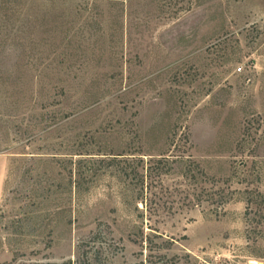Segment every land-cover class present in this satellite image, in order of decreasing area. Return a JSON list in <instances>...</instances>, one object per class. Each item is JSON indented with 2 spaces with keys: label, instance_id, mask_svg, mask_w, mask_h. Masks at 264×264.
Returning <instances> with one entry per match:
<instances>
[{
  "label": "rangeland",
  "instance_id": "rangeland-1",
  "mask_svg": "<svg viewBox=\"0 0 264 264\" xmlns=\"http://www.w3.org/2000/svg\"><path fill=\"white\" fill-rule=\"evenodd\" d=\"M264 264V0H0V264Z\"/></svg>",
  "mask_w": 264,
  "mask_h": 264
},
{
  "label": "bare ground",
  "instance_id": "bare-ground-1",
  "mask_svg": "<svg viewBox=\"0 0 264 264\" xmlns=\"http://www.w3.org/2000/svg\"><path fill=\"white\" fill-rule=\"evenodd\" d=\"M248 264H260V263H258V262H256V261H253V260H251V261H249V262H248Z\"/></svg>",
  "mask_w": 264,
  "mask_h": 264
}]
</instances>
